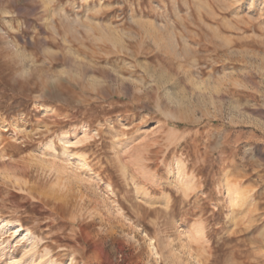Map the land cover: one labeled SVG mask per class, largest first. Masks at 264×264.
<instances>
[{
  "label": "rangeland",
  "instance_id": "1",
  "mask_svg": "<svg viewBox=\"0 0 264 264\" xmlns=\"http://www.w3.org/2000/svg\"><path fill=\"white\" fill-rule=\"evenodd\" d=\"M0 7V264H264V0Z\"/></svg>",
  "mask_w": 264,
  "mask_h": 264
},
{
  "label": "bare ground",
  "instance_id": "2",
  "mask_svg": "<svg viewBox=\"0 0 264 264\" xmlns=\"http://www.w3.org/2000/svg\"><path fill=\"white\" fill-rule=\"evenodd\" d=\"M1 8V7H0ZM124 47V46H123ZM31 159V158H30ZM27 165V164H26ZM143 166V165H142ZM141 167V166H140ZM147 169V168H146ZM139 170V169H138ZM184 170V169H183ZM146 171V170H145ZM138 174V173H137ZM140 174V173H139ZM184 174V173H183ZM27 175V174H26ZM171 175V174H170ZM185 175V174H184ZM32 180V179H31ZM21 182V181H20ZM19 184V183H18ZM23 185V184H22ZM28 185V184H27ZM40 186V185H39ZM135 186V185H134ZM29 187V186H28ZM33 187V186H32ZM42 188V187H41ZM47 193V192H46ZM245 194V193H244ZM53 197H55V195L53 196ZM49 198V197H48ZM60 201V200H59ZM170 209V208H169ZM168 210V209H167ZM104 220H105V218H104ZM107 221H109V220H107ZM142 222V221H141ZM122 223V222H121ZM124 225V224H123ZM112 226V225H111ZM120 226V225H119ZM123 229V228H122ZM19 231V230H18ZM17 234V233H16ZM116 234V233H115ZM119 235H120V233H119ZM204 235V234H203ZM94 237V236H93ZM205 238V237H204ZM264 239V238H263ZM93 240V239H92ZM103 240V239H102ZM199 240V239H198ZM110 241V240H109ZM113 241V240H112ZM204 241L206 242V240L204 239ZM198 242V241H197ZM206 244V243H205ZM129 245V244H128ZM203 245V244H202ZM172 246V245H171ZM195 246V245H194ZM193 246V247H194ZM198 246H200V245H198ZM211 246V245H210ZM210 246H207V247H210ZM167 247H169L168 249H170V246H167ZM204 247V246H203ZM202 247V248H203ZM156 248V247H155ZM190 248V247H189ZM193 249V248H192ZM199 249V248H198ZM207 251H208V248H205ZM260 249V248H259ZM152 250H154V248L152 249ZM194 250H196L195 248H194ZM193 250V251H194ZM171 251H172V249H171ZM191 251V250H190ZM121 253H122V251H120ZM119 252V253H120ZM192 252V251H191ZM209 253H210V251H208ZM233 252V251H232ZM239 252V251H238ZM118 253V252H117ZM158 253V252H157ZM170 253V252H169ZM193 253V252H192ZM196 253V252H195ZM197 253H198V251H197ZM205 253H207V252H205ZM205 253H204V255H205ZM208 253V254H209ZM211 253H212V251H211ZM242 253V252H241ZM116 254V253H115ZM173 254V253H172ZM182 254H183V252H182ZM199 254V253H198ZM203 257H205L203 254H202V252L200 253ZM131 255V254H130ZM158 255V254H157ZM210 255V254H209ZM135 256V255H134ZM191 256H192V258H193V255L191 254ZM257 256H258V254H257ZM256 256V257H257ZM170 257V256H169ZM172 257V256H171ZM198 257H201V256H198ZM203 257H201V258H203ZM207 257V256H206ZM209 257V256H208ZM104 258V257H103ZM128 258V257H127ZM127 258H126V260H127ZM174 258H175V256H174ZM178 258V257H177ZM211 258V257H210ZM169 259H171V258H169ZM183 259V258H182ZM189 259V258H188ZM234 259V258H233ZM102 260V259H101ZM109 260V259H108ZM118 260V259H117ZM116 260V261H117ZM174 260V259H173ZM172 259H171V262L173 261ZM185 260V259H184ZM129 260H127V262H128ZM174 261H176V260H174ZM178 261V260H177ZM176 261V262H177ZM182 261V260H181ZM180 261V262H181ZM194 263L193 264H215L214 262H212L210 259H196V258H194ZM85 262V261H84ZM108 262V261H107ZM135 262V261H134ZM151 262V261H150ZM216 262V261H215ZM145 263V262H144ZM178 263V262H177ZM184 262L182 261V263H180V264H183ZM190 263L192 264V262L190 261ZM189 263V264H190ZM113 264H119V263H113ZM128 264H132L131 262L130 263H128ZM136 264H139L138 262H136ZM170 264V263H169ZM173 264H176V263H173ZM185 264V263H184ZM237 264V263H236Z\"/></svg>",
  "mask_w": 264,
  "mask_h": 264
}]
</instances>
